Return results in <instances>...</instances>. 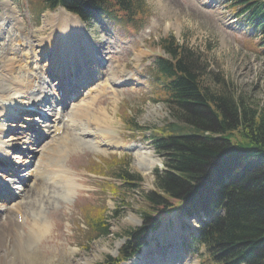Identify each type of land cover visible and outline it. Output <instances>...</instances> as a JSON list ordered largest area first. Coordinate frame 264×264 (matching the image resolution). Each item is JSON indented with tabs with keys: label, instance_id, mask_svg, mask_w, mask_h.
Masks as SVG:
<instances>
[{
	"label": "rangeland",
	"instance_id": "1",
	"mask_svg": "<svg viewBox=\"0 0 264 264\" xmlns=\"http://www.w3.org/2000/svg\"><path fill=\"white\" fill-rule=\"evenodd\" d=\"M14 1L20 11L21 19L25 21L27 34L32 37L25 36L24 33V38L28 43L29 39H32L37 53L31 59L27 49L19 48L18 43H15V37L10 36L4 44H1V46L6 44V51L3 55L0 54L3 57V60L0 57V67L8 61L5 58L7 54L17 53L15 56L20 57V64L24 65L27 71L31 69L34 73L32 81L35 87L30 90V94L38 103L41 101L44 103L39 106L41 118L33 112V118L37 117L39 120L37 124L31 125V128L22 126L18 129L16 125L11 127V130H16L18 134L22 130L26 131L27 134L24 135L28 136L26 139L37 138L38 143L34 148L35 156L26 164L29 171H23L25 170L23 164L19 165L17 167L19 171L15 172L17 177L21 175V178L27 180L25 185L19 183L12 175L0 172L2 185L9 188L8 190L12 187L18 188L15 189L16 199L0 198V207H5L2 210L9 212L3 211L9 219L3 218L4 222L0 220L3 223V225L0 223V229L7 231L19 225L18 233L23 235L26 242L29 241L28 244L33 252L38 251L37 255L32 256L31 262L34 260L33 262L38 264H76L90 260V264H101L107 256H117L120 247L124 244L125 235L132 229L140 228L143 225V216L150 213L154 218L162 219L160 227L148 235L150 245L159 244L158 236L163 234L170 238L167 246L175 247L177 244L179 247L181 260L178 264H196V262L211 264L206 248L199 241L198 233L194 231L199 224L193 221L194 219L181 218L178 212L170 213L163 212L161 208L156 209L146 199L151 193L159 194L155 188L154 173L155 170L164 168L161 155L154 150L152 137L158 135L157 130L164 129L160 133L166 132L168 127L176 122L173 111L160 98L161 92H156L155 61L163 54L159 41L167 36H174L180 45L188 46L201 55L205 63L208 62L207 70L211 74L223 75L226 81L234 84L237 91L252 107L264 112V35L258 33L255 28L243 26L244 23L241 21L236 22L234 14L226 7L228 0H145L148 13L141 25L136 28L104 12L91 22L82 23L92 34L90 42L94 44L95 49L98 46L103 47L102 57L105 59L101 67H97L92 61L85 69L84 66H77L75 73L71 72L72 74L64 78L54 68L56 62L53 59L54 49L39 55L40 45L36 42L38 38H35V32L43 26L45 17L49 15L51 17V14L58 13L59 9L51 12L44 7L43 10V0ZM51 31L52 29L48 33L50 34ZM47 36L42 34V38ZM10 43L15 47V51L10 49ZM113 69H117V72L125 71L124 77L114 79L115 82L124 79L129 80V83L109 84L107 75L98 76L102 71L109 75L116 73ZM1 72L0 68V74ZM32 75L26 73V79ZM134 83L138 86L132 87ZM107 86L109 89L103 91ZM44 88L48 89L49 96L44 95ZM113 91L118 92L117 97L112 94ZM97 99L96 115L104 113V110L110 114L113 128L108 126L109 129L105 124L103 127L110 130L109 133L116 136L114 140L119 143L108 144L102 137L101 131L104 130L97 125L82 124L79 130L73 131L77 133L76 139L84 144H80L78 149L72 151L63 150L62 157L55 161L51 174L37 176L43 181L40 189L36 191L34 186L38 179L28 178L27 173L32 172L34 176L40 174L42 168L37 167L38 163L47 162L41 161L40 158L58 142L60 143L61 137H67V133H62L60 130L54 132L55 129L62 130L63 125L65 130L68 127L73 129L71 126L74 120L78 123L73 116L81 114V110L87 107H92ZM19 100L24 101L27 108L34 109L31 102L27 103V99ZM63 101H66L65 108L60 105ZM128 117L132 119L128 120ZM129 121L139 127L135 132L128 130ZM9 134L13 135L12 132ZM117 136L122 138V143ZM6 137L5 140L9 138L7 135ZM22 148H26V145H22ZM139 148H143L145 152L153 151L152 160L155 159L156 167L151 179H147L142 170L137 169L135 156ZM15 156L20 157L21 161L27 159L14 153L13 157ZM48 157L45 156L46 159ZM104 159H108L111 165H117L118 162L125 160L129 164V172L141 177L142 182L139 187L132 190L117 180L91 174L93 164ZM58 170L62 171L57 173ZM108 175L114 176L113 172H108ZM63 176L66 178L64 179ZM48 179L49 181L53 179V182H49ZM104 181L111 182L116 187ZM24 188L32 191L26 196ZM33 201L37 202L36 206L32 204ZM171 203L175 204V201L171 200ZM35 207L40 208L38 215L34 213ZM101 208L111 225V234L97 238L96 227L92 224L94 219L93 217L90 219L94 214L89 211L93 209L97 215ZM27 217L29 222L26 221ZM83 218L90 221L91 231L86 227V223L83 224L85 222ZM39 221L46 224L47 231L45 235L35 236L33 225L36 227V222L39 224ZM176 230L179 231L175 232ZM184 234L187 236L185 237ZM183 236L184 240H182ZM182 250H185L184 254ZM27 261L29 262V258Z\"/></svg>",
	"mask_w": 264,
	"mask_h": 264
},
{
	"label": "trees",
	"instance_id": "2",
	"mask_svg": "<svg viewBox=\"0 0 264 264\" xmlns=\"http://www.w3.org/2000/svg\"><path fill=\"white\" fill-rule=\"evenodd\" d=\"M229 3L237 17L264 34V0ZM43 5L49 11L63 8L84 22L104 12L135 28L148 13L145 0H43ZM159 47L164 55L156 60L157 87L176 122L154 137L164 168L155 171L159 194L146 199L156 209L204 218L199 241L211 264H264V112L223 75L211 74L208 62L174 36L161 39ZM130 122L131 130L138 128ZM111 170L132 190L142 182L125 160ZM89 212L99 235L108 236L103 208L97 215ZM159 221L146 213L119 256H107L103 264H121L138 254Z\"/></svg>",
	"mask_w": 264,
	"mask_h": 264
},
{
	"label": "bare ground",
	"instance_id": "3",
	"mask_svg": "<svg viewBox=\"0 0 264 264\" xmlns=\"http://www.w3.org/2000/svg\"><path fill=\"white\" fill-rule=\"evenodd\" d=\"M57 12L58 13L56 14H51V17H49L50 16L49 15L48 16L49 18L45 17L43 26H41L40 29L38 28L37 31L35 32L36 34L35 38H38L36 42L40 45L38 46V48H40L39 55L42 54L43 52H46L47 50L54 49L53 59H55L56 61L54 64V68L56 69L57 73L61 74L64 78L69 76V74H72L71 72H74L77 66H84V69H85L87 65L92 61L96 63L97 67H101L105 59V58L103 59L102 57L104 56L103 47L98 46L95 49L94 44L90 42L92 40V34L89 31H87L85 26L80 22V20L77 17L70 15L64 9H59V11ZM24 26H25V21L21 19L20 11L18 10V6L15 3V1L14 0L1 1L0 2V54L3 55L6 51L5 50L6 44L3 46H1V44H4V42L7 41L6 39H8L10 36H14L15 41H16L15 43H18L17 46L19 48L21 47L26 48L27 49L26 51L28 52V55L31 57V59L35 56V53L37 52H35L34 50V43L32 39H29L30 42L28 43L27 39L24 38V35H23L24 33L26 34L25 36H28L27 27H24ZM15 27H18V28L16 29ZM51 29L52 31L49 34L48 31ZM42 34H45V35L47 34L48 36L42 38ZM28 37H30V35ZM10 49L12 51H15V47L13 45H11ZM94 52H97V54H94ZM16 54L17 53L7 54L5 58H7L8 61L2 67H0L2 69V72L0 74V172H4V174H7V175H12V177L17 178L16 180L19 183H22L23 185H25L27 180L21 178V175L17 177V174H15V172L19 171L17 167L23 164L24 165L22 167L25 168V170L23 171L24 172L29 171L28 168L26 167V164L30 161V159H33V157L35 156L34 148L36 146V143L38 142H36L37 138L35 140L31 138L26 139L28 137V136H24L25 134H27L26 131L22 130L20 131L21 133L18 134L16 130H11V127H13V125H16L18 129H21L20 127L22 126L23 127L28 126L29 128H31V125L37 124V121L39 122V120L37 117L33 118V112H35L38 116H40L41 107L39 106L43 104L44 102L41 101L40 103H38L35 99H33L32 94H30V90H32V88L35 87L32 81L34 77L32 74L34 73H32L31 69L27 71L25 66L20 64V57L18 56L16 57L15 56ZM9 55H12V57L11 56L9 57ZM25 55H27V53H25ZM98 56H100L101 58H99ZM1 59L3 60V57H1ZM114 70L116 71V73L114 74L109 75L108 73L106 74L104 71H102L101 72L102 75L99 72L98 76L107 75L109 79L108 81L109 84L116 83L118 85H122V84L125 85L129 83V80H124V79H122V81L115 82L114 79L124 77L123 75L125 74V71L117 72V69H113V71ZM26 73H30L32 76L26 79ZM134 86H138V84L137 85H135V83L132 84V87ZM106 89H109V88L106 87L103 89V91H105ZM47 90L44 88V95L49 96V92ZM59 91L60 90L58 88V92ZM112 94L115 97L118 96V92L116 91H113ZM20 98H22V100L27 99L28 100L27 103L31 102L34 109L27 108V106L24 104V101L19 100ZM97 103H98V99H97V102L92 107L91 106L87 107L84 110H81L82 112L81 114L73 116V118H76V120L78 121V123H76V121L74 120V124L71 126L73 129L68 127L65 130V125H63L62 130L58 128L55 129L54 132L60 130V132L62 133H67V137H61L59 139L60 143L58 142L57 145L53 146L50 149V151H48L45 154V156H49L47 159L45 158V156L40 158L41 161L42 160L47 161L46 164L42 162H41L42 164L40 162L38 163L37 167H39V169L42 168L41 173L34 176V173L29 172L27 173L28 178L35 179L37 176L38 177L41 176V174L45 175V174L50 173L51 171L54 170L52 168L54 166L55 161L59 157H62L63 150L72 151L74 149H78V146H80V144L82 143L84 144V142H80L78 139H76L77 133H74L73 131L74 129L79 130L81 125L84 123L85 124L88 123L89 126L90 124H95L98 127L102 128V130H104V131H101L102 137L106 139L108 144L113 145L115 143H119V141L114 140L116 139V136L111 135L109 133L110 130L109 131L107 130V128L112 127L111 125L112 123H110V120H113V119L110 116V114L106 110H104V113L98 116L96 115ZM60 105L63 106L62 108H65L66 101H63ZM2 118L4 119L2 120ZM104 124L107 125V128H105V126L103 127ZM11 132L13 133V135L9 134ZM6 135L9 136L7 140H5L7 138ZM117 139H119L121 143L123 142L120 136H117ZM22 145H26V148H22ZM137 152L138 153L135 156L136 161H137L136 163L137 169L142 170L144 176L147 179H151L153 170L156 167V163L154 162L155 159L152 160V157H154L153 151L150 150L149 152H145L143 148H139V151ZM14 153L19 154L22 158H27V159L25 161L23 160L21 161L20 157H16V156L13 157ZM60 171L62 170H58L56 172L58 173ZM38 177L36 178L38 180L35 182L36 186H34L36 188V191L40 189V186L42 185L41 181H43L41 180V178H38ZM63 178L65 179L66 177L63 176ZM49 182H53V179L52 181H49ZM8 189L9 188L5 187L4 185L0 183V195H1L0 198H5L9 200L17 196L15 189L18 190V188L12 187L10 190ZM27 190L24 188V192L26 191L25 192L26 196L32 191L31 189H27ZM19 195H20V192H19ZM34 201L32 204L36 206L35 203L37 202H34ZM3 208L5 207H0V212H1L0 220L1 221L3 218H6V220L9 219L7 214L5 215L4 213L7 210H2ZM39 212H40V208L34 209V213H36L37 215L39 214ZM26 221L29 222L28 217L26 218ZM17 223L19 224V222ZM37 224L38 223L36 222V227L35 225H33L36 231L35 236L45 235L47 231L46 224L43 223L42 221L38 225ZM1 225H3V223H1ZM18 228H19V225L7 231L0 229V264H38L37 261H36L37 263L33 262L34 260H32L31 262L32 256L35 254L37 255L38 251L33 252L34 250L32 251L30 249V244H28L29 241L26 242L24 238L22 237L23 235L18 233ZM177 231L179 230H176L175 232ZM184 236L186 237L187 235L184 234ZM184 236L182 240H184ZM158 239H159V244H155V243L151 244L149 247L143 250L142 254L132 259L130 261V264H141V263L143 264H178V262L181 260V255H180L179 247H177V244L175 247L174 245L167 246L168 245L167 241L170 238L164 236L163 234H160L158 236ZM28 258H29V262L27 261ZM37 259H38V256H37ZM182 259H184V256ZM90 262H91L90 260H85L84 262H80L76 264H90ZM196 264H198V262H196Z\"/></svg>",
	"mask_w": 264,
	"mask_h": 264
}]
</instances>
